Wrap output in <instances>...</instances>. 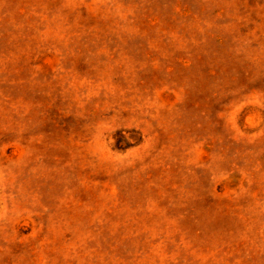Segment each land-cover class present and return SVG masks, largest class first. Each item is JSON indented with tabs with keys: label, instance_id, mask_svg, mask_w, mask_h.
Segmentation results:
<instances>
[{
	"label": "rangeland",
	"instance_id": "374dc122",
	"mask_svg": "<svg viewBox=\"0 0 264 264\" xmlns=\"http://www.w3.org/2000/svg\"><path fill=\"white\" fill-rule=\"evenodd\" d=\"M0 264H264V0H0Z\"/></svg>",
	"mask_w": 264,
	"mask_h": 264
}]
</instances>
